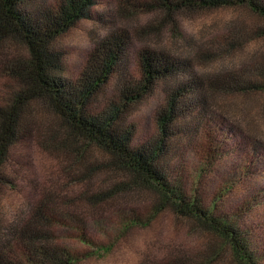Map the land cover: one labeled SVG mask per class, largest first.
<instances>
[{
	"label": "rangeland",
	"instance_id": "374dc122",
	"mask_svg": "<svg viewBox=\"0 0 264 264\" xmlns=\"http://www.w3.org/2000/svg\"><path fill=\"white\" fill-rule=\"evenodd\" d=\"M153 1L104 0L96 6L93 18L82 20L57 41V48L65 52L67 74L78 76L98 41L115 30H126L132 38L133 71L139 65L140 51L150 47L191 59L196 74L202 76L248 71L264 75V20L248 8L186 12L171 19L153 10ZM18 59L28 60L22 45L13 47L12 52L0 50V105L23 88L11 75ZM260 83L263 89L258 93L217 98L215 110H222L224 116L218 118L223 140L207 143L216 128L211 124L208 133L189 147L183 169L177 173L184 188L222 213L232 209V214L238 206L251 203L246 213L250 224L263 227L256 229L254 244L260 251L259 264H264L263 76ZM164 97L161 87L133 111L128 122L137 128V143L156 133L155 113ZM33 107L38 116L30 123L31 135L11 149L4 166L9 183L0 184V247L5 230L19 219H31L44 203L46 217L56 222L57 242L76 255L74 264H141L148 259L207 252L210 237L169 208L158 212L159 197L153 195V188L145 186L146 192L130 197L113 194L123 179L124 183L129 180L113 172L117 169L101 150L68 134V146L58 150L45 133L50 125L61 128L60 121L44 103L36 102ZM83 147L86 151L80 156L76 150ZM67 189L71 192L67 200L81 191L88 193L79 212L66 208L63 191ZM98 195L109 198L97 204ZM252 203L255 209L249 213ZM18 245L13 242L7 249L18 253ZM212 245L220 250V244ZM231 262L228 255L226 262L213 264Z\"/></svg>",
	"mask_w": 264,
	"mask_h": 264
},
{
	"label": "trees",
	"instance_id": "16d2710c",
	"mask_svg": "<svg viewBox=\"0 0 264 264\" xmlns=\"http://www.w3.org/2000/svg\"><path fill=\"white\" fill-rule=\"evenodd\" d=\"M103 2L0 0V50L12 52L20 44L28 56L27 61L18 59L17 67L11 68V75L22 85V90L15 92L7 104L0 105V184L9 183L5 163L11 149L31 135L30 123L38 116L33 105L42 102L61 123V128L50 125L45 133L58 150L68 146L65 142L68 136L95 146L117 169L113 172L129 180L124 183L123 179L113 194L130 197L146 192L145 186L153 188V195L159 197L158 212L169 208L210 237L206 253L148 259L141 264H213L226 262L228 255L232 264H259L260 251L256 250L254 237L256 229L263 227L249 223L246 211L251 203L238 206L232 214V209L222 213L184 188L177 172L183 169L189 147L208 133L211 124L216 128L207 143L215 145L223 140L218 118L224 116L222 110H215L217 98L258 93L263 89L260 78L264 75L248 71L202 76L196 74L191 59L177 58L166 50L150 47L140 51L139 65L133 71L132 38L126 30H115L96 43L80 74L71 77L67 74L65 52L57 48V41L82 20L93 18L94 8ZM150 7L171 19L186 12L244 7L264 20V0H154ZM161 87L165 97L155 113L156 133L137 143V128L128 122L129 118ZM260 114L264 118V108ZM262 144L264 148V141ZM81 149L76 150L80 156L86 151L84 147ZM206 162L209 163L207 158ZM70 195L68 189L63 191V201H68L66 208L79 212L88 193L81 191L67 200ZM108 198L98 195L97 204ZM252 205L249 213L255 209ZM45 209L43 203L31 219H19L5 230L0 264L77 261L73 252L57 242L56 222L46 217ZM16 241L18 253L7 249ZM212 244H220V250Z\"/></svg>",
	"mask_w": 264,
	"mask_h": 264
}]
</instances>
